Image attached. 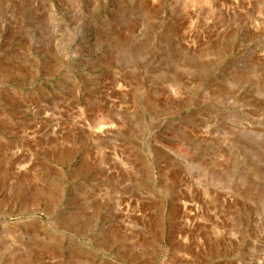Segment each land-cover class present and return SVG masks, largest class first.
I'll use <instances>...</instances> for the list:
<instances>
[{
    "label": "rangeland",
    "instance_id": "rangeland-1",
    "mask_svg": "<svg viewBox=\"0 0 264 264\" xmlns=\"http://www.w3.org/2000/svg\"><path fill=\"white\" fill-rule=\"evenodd\" d=\"M0 264H264V0H0Z\"/></svg>",
    "mask_w": 264,
    "mask_h": 264
},
{
    "label": "bare ground",
    "instance_id": "bare-ground-1",
    "mask_svg": "<svg viewBox=\"0 0 264 264\" xmlns=\"http://www.w3.org/2000/svg\"><path fill=\"white\" fill-rule=\"evenodd\" d=\"M107 238V237H106ZM171 238V237H170ZM108 239V238H107ZM107 239H105V240H107ZM104 241V240H103ZM108 241V240H107ZM106 241V242H107ZM118 242V241H117ZM104 244H105V242H104ZM107 245V244H106ZM124 246V245H123ZM129 247H127V249H128ZM146 249V248H145ZM129 251H131L130 249H129ZM129 253V252H128ZM138 254V253H137ZM127 255V254H126ZM132 255V254H131ZM121 256V255H120ZM125 258V257H124ZM123 259V258H122ZM136 260H138L137 258H136Z\"/></svg>",
    "mask_w": 264,
    "mask_h": 264
}]
</instances>
